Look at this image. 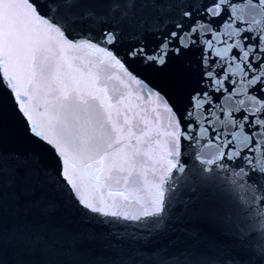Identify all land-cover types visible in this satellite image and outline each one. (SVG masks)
Wrapping results in <instances>:
<instances>
[{
	"label": "snow or ice",
	"instance_id": "obj_1",
	"mask_svg": "<svg viewBox=\"0 0 264 264\" xmlns=\"http://www.w3.org/2000/svg\"><path fill=\"white\" fill-rule=\"evenodd\" d=\"M0 264H264V0H0Z\"/></svg>",
	"mask_w": 264,
	"mask_h": 264
},
{
	"label": "water",
	"instance_id": "obj_2",
	"mask_svg": "<svg viewBox=\"0 0 264 264\" xmlns=\"http://www.w3.org/2000/svg\"><path fill=\"white\" fill-rule=\"evenodd\" d=\"M170 78V73L169 74H161L160 76L156 77L157 82H167Z\"/></svg>",
	"mask_w": 264,
	"mask_h": 264
}]
</instances>
